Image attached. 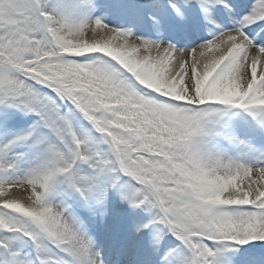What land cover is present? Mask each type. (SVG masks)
Listing matches in <instances>:
<instances>
[{"label":"snow or ice","instance_id":"1","mask_svg":"<svg viewBox=\"0 0 264 264\" xmlns=\"http://www.w3.org/2000/svg\"><path fill=\"white\" fill-rule=\"evenodd\" d=\"M0 264H264V0H0Z\"/></svg>","mask_w":264,"mask_h":264}]
</instances>
